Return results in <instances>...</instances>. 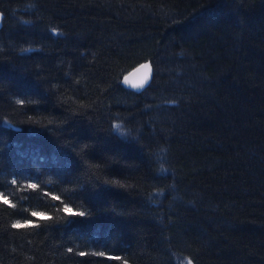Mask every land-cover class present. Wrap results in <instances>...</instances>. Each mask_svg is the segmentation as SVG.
I'll return each instance as SVG.
<instances>
[{
  "label": "trees",
  "instance_id": "obj_1",
  "mask_svg": "<svg viewBox=\"0 0 264 264\" xmlns=\"http://www.w3.org/2000/svg\"><path fill=\"white\" fill-rule=\"evenodd\" d=\"M0 13V264H264V0Z\"/></svg>",
  "mask_w": 264,
  "mask_h": 264
},
{
  "label": "snow or ice",
  "instance_id": "obj_2",
  "mask_svg": "<svg viewBox=\"0 0 264 264\" xmlns=\"http://www.w3.org/2000/svg\"><path fill=\"white\" fill-rule=\"evenodd\" d=\"M141 68L144 69V74L140 79L137 80H132L129 79V77H125L124 78V82L125 84H130L133 88H142L144 87V85L149 81V73L152 71V69L150 68V66L148 64H144L141 65ZM13 183H15V181H13ZM29 188H36L35 184H29L28 185ZM54 199H58V197H54ZM0 200L3 201V203L5 204H9V200L6 196H3L2 194H0ZM65 212H71V209L68 208L67 206H65L64 208ZM32 216H39V217H43V219L47 220L50 219V217L46 216L44 213H40V212H32L31 213ZM79 215L83 216V213H79ZM31 222L30 221H26L24 224H21L20 222H17L13 225L14 228H22V227H28L29 224ZM34 226V225H33ZM81 255H83V253H81ZM189 264H191V261H189Z\"/></svg>",
  "mask_w": 264,
  "mask_h": 264
},
{
  "label": "water",
  "instance_id": "obj_3",
  "mask_svg": "<svg viewBox=\"0 0 264 264\" xmlns=\"http://www.w3.org/2000/svg\"><path fill=\"white\" fill-rule=\"evenodd\" d=\"M1 20H2V14L0 13V28H1V25H2ZM144 64H148V65L150 66V68L152 69V67H151V65H150L149 62H143V63L137 65L136 67H134L133 69H131V70H130L128 73H126V74L124 75V77H123V83H124V85H125L126 87L131 88V89H135V88H133L130 84H125V82H124V78L127 76V77H129V79H132V80L140 79V78L143 76L144 71H145L144 69L141 68V65H144ZM152 74H153V71H151V72L149 73V81H150L151 78H152ZM149 81H148V82H149ZM148 82H147V83H148ZM147 83H146V84H147Z\"/></svg>",
  "mask_w": 264,
  "mask_h": 264
}]
</instances>
